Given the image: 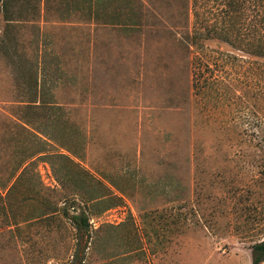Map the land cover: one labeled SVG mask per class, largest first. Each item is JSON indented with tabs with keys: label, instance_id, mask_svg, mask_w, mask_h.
Listing matches in <instances>:
<instances>
[{
	"label": "rangeland",
	"instance_id": "374dc122",
	"mask_svg": "<svg viewBox=\"0 0 264 264\" xmlns=\"http://www.w3.org/2000/svg\"><path fill=\"white\" fill-rule=\"evenodd\" d=\"M100 2L94 19L91 0H5L18 63L0 45V264H68L66 214L82 211L85 264H253L264 59L207 42L239 60L226 103H198L191 0Z\"/></svg>",
	"mask_w": 264,
	"mask_h": 264
},
{
	"label": "trees",
	"instance_id": "16d2710c",
	"mask_svg": "<svg viewBox=\"0 0 264 264\" xmlns=\"http://www.w3.org/2000/svg\"><path fill=\"white\" fill-rule=\"evenodd\" d=\"M91 1L93 2L92 18L99 19L101 0ZM191 2L193 26L189 44L194 54L192 67L195 99L198 103L206 101L213 104L218 100L225 104L228 100L226 71L231 60L239 59L230 54L212 50L207 42L217 40L244 52L248 58L264 59V0H191ZM5 4V0H0L2 15L0 45L4 46L3 52L14 61L16 67L18 62L15 60L16 52L13 50L15 40L7 35L8 25L13 20L7 17L8 8ZM219 18L222 19L221 22ZM25 79L33 85L38 83L36 72L35 76L29 75ZM35 157L37 154L24 156L20 163V167L24 169L19 179L26 177L28 168L35 165ZM10 193L11 191L8 195ZM54 213L55 211L48 212L46 218H50ZM66 215L76 231L74 252L68 264H85L89 252L97 244L90 218L84 211ZM252 258L253 264L264 263V242L253 246Z\"/></svg>",
	"mask_w": 264,
	"mask_h": 264
}]
</instances>
